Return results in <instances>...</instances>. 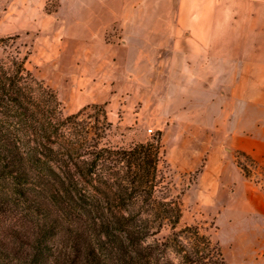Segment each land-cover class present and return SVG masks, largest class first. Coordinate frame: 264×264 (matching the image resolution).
<instances>
[{
    "label": "crops",
    "instance_id": "1",
    "mask_svg": "<svg viewBox=\"0 0 264 264\" xmlns=\"http://www.w3.org/2000/svg\"><path fill=\"white\" fill-rule=\"evenodd\" d=\"M57 1L48 12L47 0H16L10 14L17 30L43 35L37 59L68 111L118 101L117 122H150L172 166L201 170L189 200L220 208V222L263 223L264 189L235 154L264 165V0Z\"/></svg>",
    "mask_w": 264,
    "mask_h": 264
},
{
    "label": "trees",
    "instance_id": "2",
    "mask_svg": "<svg viewBox=\"0 0 264 264\" xmlns=\"http://www.w3.org/2000/svg\"><path fill=\"white\" fill-rule=\"evenodd\" d=\"M89 108L65 115L25 59L0 58V264H226L200 226L178 229L161 133L114 148L108 122H77Z\"/></svg>",
    "mask_w": 264,
    "mask_h": 264
},
{
    "label": "rangeland",
    "instance_id": "3",
    "mask_svg": "<svg viewBox=\"0 0 264 264\" xmlns=\"http://www.w3.org/2000/svg\"><path fill=\"white\" fill-rule=\"evenodd\" d=\"M14 1L16 2V0H0V58L25 59L26 69L38 81L42 82L45 86L51 87L58 94L55 83L47 76L46 69L49 70L48 65L45 66L41 62L42 60L37 59L39 56L43 58L42 55L47 49L45 46H41L43 45L44 37L38 31H20L16 29L17 24H13L10 14ZM57 2V0H47L44 9L48 12L53 11L58 4ZM31 8L33 10L35 6L33 5ZM38 9L43 12L40 6ZM64 65H69V60L65 59ZM129 81L125 79L114 80V82H119L122 86ZM60 84L62 87H66L68 91L79 92L78 80L64 78ZM79 90L82 91L83 88ZM80 93L81 96H86L84 93ZM120 99L122 106L128 102V99L123 100L125 99L124 96ZM60 101L62 102L65 115L78 112L71 113L66 108L65 102L61 99ZM115 105L121 108L118 101L115 102L114 106H108L107 103L103 102L88 104L86 106H90V108L77 122H108L110 126L103 142L114 148H131L140 142H148L158 138L161 131L157 130L153 124L150 126V122H140L138 124L134 122H117L118 117L110 111L112 108H117ZM96 116H99L98 121H95ZM149 128L153 129L152 133L148 131ZM161 145L162 163L160 167L166 173V181L172 185V195L174 197L178 196L182 204L183 212L178 229L180 230L194 225L200 226L215 242L221 245L226 264H264V222L255 225L251 222H244L243 220L233 221L232 223L220 222L218 221V211L220 208L198 205L195 204L193 199L189 200L188 190L198 180L201 170L192 174H183L169 163L166 145L163 143ZM235 158L243 174L264 189V165L246 154L236 153ZM172 231L174 230L170 226H165L158 237L163 238L168 236ZM233 231L248 233L250 235L253 233L259 234V237L235 239L234 235H232Z\"/></svg>",
    "mask_w": 264,
    "mask_h": 264
},
{
    "label": "built area",
    "instance_id": "4",
    "mask_svg": "<svg viewBox=\"0 0 264 264\" xmlns=\"http://www.w3.org/2000/svg\"><path fill=\"white\" fill-rule=\"evenodd\" d=\"M148 131H149L150 133H152V132H153V129H152V128H150V129H148Z\"/></svg>",
    "mask_w": 264,
    "mask_h": 264
}]
</instances>
